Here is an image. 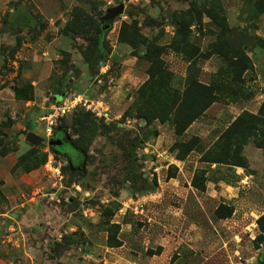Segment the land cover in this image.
I'll use <instances>...</instances> for the list:
<instances>
[{
    "label": "rangeland",
    "instance_id": "obj_1",
    "mask_svg": "<svg viewBox=\"0 0 264 264\" xmlns=\"http://www.w3.org/2000/svg\"><path fill=\"white\" fill-rule=\"evenodd\" d=\"M253 2L0 0V157L5 164L0 169V189L4 195L24 193L42 200L41 214L35 215L39 219L24 231L32 248L8 249L9 264H264V234L258 238L256 223L264 214V146L253 142L243 146L245 168L209 166L200 160L233 117L243 110L256 113L264 98V11L252 15ZM120 3L124 11L114 21H136L157 45H167L174 36L173 15L198 21L201 12V24L195 21L189 26L190 39L201 54L218 33L202 9L221 6L233 34L247 31L254 36L252 48L245 50L251 67L243 71L236 92L221 96L179 137L171 122L154 121L141 131L136 122L125 125L119 118L105 123L110 131L101 124L95 134L85 136L89 142L75 148L71 140L77 134L69 127L82 110L77 108L56 125L63 133V144L49 145L47 140L53 136H45L42 143L25 141L26 131L40 116L38 104L44 97L56 102L71 93L101 95L113 116L120 105L123 114L132 103L136 87L120 100L113 98L123 68L121 58H109L111 39L105 35V44L85 60L81 50L87 42L81 34L65 32L74 8H83L104 24L110 20L105 18L107 10ZM188 10L192 11L183 14ZM117 42L124 43L119 38ZM162 58L172 73L170 84L179 90L190 77L189 63L190 74L202 83L229 80L220 74L226 63L215 53L189 60L167 49ZM148 63L141 58L137 66L147 68ZM134 135L147 152L131 146ZM191 138L198 139L196 147L178 159L177 150L171 149L174 141ZM8 159L16 160L11 168ZM201 171L210 180L204 190L191 185L194 174ZM169 172L173 177H168ZM219 205L231 208V215L218 218ZM105 209L114 210L110 221L120 225L119 246L107 244L111 230L102 218ZM158 247L159 254H145L146 249Z\"/></svg>",
    "mask_w": 264,
    "mask_h": 264
},
{
    "label": "trees",
    "instance_id": "obj_2",
    "mask_svg": "<svg viewBox=\"0 0 264 264\" xmlns=\"http://www.w3.org/2000/svg\"><path fill=\"white\" fill-rule=\"evenodd\" d=\"M120 1V0H116ZM218 4L209 5L202 9L203 14L217 27L218 33L216 39L212 41L211 47L205 53H199V49L190 39L189 26L195 25V21L201 24L202 13H197V20H187L182 16L173 15L172 20L175 24L174 36L167 45H157L142 33L136 21H122L119 27L118 38L125 42L132 49V54L139 58L147 60L146 68L147 78L137 87L135 97L130 105L126 107L121 116L122 123L126 118L136 120L139 130L143 129L154 121L159 123L171 122L174 134L181 136L193 121L198 119L205 111L221 96L231 95L235 91L234 86H238L241 81L243 71L251 67L250 58L245 50L252 48L251 36L247 31H239L233 34L232 28L229 26L225 12ZM192 10L183 12L189 14ZM264 11V0H254L251 14L259 15ZM113 19L106 23H100L94 16L90 15L83 8H74L71 14V21L67 25L65 32L75 35L81 34L87 47L81 50V54L85 60H90L97 53V49L105 44V35L107 34ZM171 49L189 60H193L195 55L208 58L212 54H218L225 61V67L220 71L222 76L229 78L228 81L211 82L210 84L202 83L194 78L190 73L191 63L188 65V75L182 90L174 88L170 84L172 73L167 69L162 54ZM234 84V85H232ZM237 90V89H236ZM57 101V100H56ZM119 120V121H120ZM143 121V125H140ZM102 119H97L92 113L80 110L77 111L70 129L77 134L76 139H72V146L75 148L85 145V136L95 134L96 129L102 124L103 129H109ZM60 127V126H59ZM63 128L64 125H61ZM59 129V128H58ZM57 127L53 129L54 135H62L63 133ZM110 131V129H109ZM104 133V131H103ZM118 148L124 153V146L119 138H116ZM197 138H191L188 141L176 140L171 149L177 150L178 159H184L185 156L197 145ZM249 142H253L256 147L264 146V98L256 113L247 110L241 111L213 141L211 146L202 153L200 160L209 166L225 165L227 168L247 166L246 157L243 154V146ZM130 144L135 149L142 148V141L133 136ZM59 147V146H58ZM52 151L53 150V147ZM29 154H32L29 152ZM23 158V157H22ZM19 159V163L22 161ZM200 173V172H199ZM196 172L192 178L191 185L199 190L205 189V182L209 180ZM142 177V174L140 175ZM173 177V173L168 174ZM231 208L219 205L215 211L218 218H227L231 215ZM114 215V210L105 209L102 214L103 221L108 225L111 232L107 237V244L110 247L119 246L121 244L116 239V233L120 229L119 223H112L110 220ZM256 223L259 227L260 234L258 238H262L264 234V214L258 217ZM160 248L155 251L147 249L146 254H159Z\"/></svg>",
    "mask_w": 264,
    "mask_h": 264
},
{
    "label": "crops",
    "instance_id": "obj_3",
    "mask_svg": "<svg viewBox=\"0 0 264 264\" xmlns=\"http://www.w3.org/2000/svg\"><path fill=\"white\" fill-rule=\"evenodd\" d=\"M120 23L121 22L114 21L113 19V22L106 34L107 36L106 38L111 39L108 42L110 46V53H108L109 58H113V56H118L119 58H121L120 64H121V68H123V70H121L118 74V81H117L118 85L114 89V95H113V98L115 99L117 98L119 100L121 99V97L127 95L132 89H134L135 87L137 88L147 78L146 68H141V66L140 67L137 66L138 62L141 61V58L137 57L136 55H133L131 53L132 52L131 47L128 46L125 42L124 43L117 42ZM26 45L27 44H24V46ZM97 97L103 99V96L101 95ZM59 99L60 98H57V100ZM105 102L108 104L111 114V106L107 101ZM51 103L52 102H49L48 97H44L42 101L38 104L41 110L40 116L38 119H36L35 126L33 128H29L26 131L24 137L25 141L31 143L29 140L26 139L27 133L31 132L39 137H42L43 138L42 142H44V138L46 136L44 133L45 122L41 118L47 112ZM118 109L120 111L115 116L111 115L114 119H119L122 116L121 105L120 108L118 107ZM205 113H203L202 115H204ZM234 118L235 117H233L231 121ZM230 122H228L225 125V128ZM157 136L160 137V134ZM154 151L157 152V154L159 155L161 154L157 151L156 147L154 148ZM142 152H147L146 146H142ZM1 158L2 157H0V169H2L3 165H5L4 163L2 164ZM7 161H9V165H7L8 168H11L16 162L15 159L13 160L8 159ZM158 168L159 167L157 166L156 169ZM1 191L2 190L0 189V264H9V261L7 260V256L5 257V255L8 253V249L19 248V247L32 248L30 247L28 240H26L27 237L24 236L25 235L24 231L25 228H27V226L29 225V223L30 225H33V221L39 219V217H35V215L38 216L39 214L40 216L41 214V211L39 209L41 208L40 206L42 200H40L39 197L35 198L34 196L31 197L29 196L30 197L29 198L28 195H25L24 193L21 194L7 193L4 195V193H2ZM74 228L75 227L70 226L69 230L72 231L74 230ZM30 230L32 231V228ZM146 250H145V254H146ZM152 255H156V254H152Z\"/></svg>",
    "mask_w": 264,
    "mask_h": 264
},
{
    "label": "built area",
    "instance_id": "obj_4",
    "mask_svg": "<svg viewBox=\"0 0 264 264\" xmlns=\"http://www.w3.org/2000/svg\"><path fill=\"white\" fill-rule=\"evenodd\" d=\"M42 54L45 55V53ZM102 72H105V70ZM77 108L92 113L97 119H102L105 123L118 120L111 116L109 106L102 98L86 93H71L63 96L56 102H52L47 112L41 118L45 122L44 133L46 137L49 138L53 135V129L61 118L72 113ZM135 122L131 118H126L123 121L125 125H130ZM51 158L52 156L49 155V161ZM136 208H139L140 211L142 210L141 206H136Z\"/></svg>",
    "mask_w": 264,
    "mask_h": 264
},
{
    "label": "water",
    "instance_id": "obj_5",
    "mask_svg": "<svg viewBox=\"0 0 264 264\" xmlns=\"http://www.w3.org/2000/svg\"><path fill=\"white\" fill-rule=\"evenodd\" d=\"M124 11V5L122 3L118 4L117 6H114L112 8H109L106 12L105 18L106 19H113L117 17L119 14H121ZM140 123H143L142 121ZM26 139L29 140L31 143H40L43 141L42 137H39L35 135L34 133H27ZM47 143L51 146L53 145H60L63 144L64 141L61 138L56 139H48Z\"/></svg>",
    "mask_w": 264,
    "mask_h": 264
},
{
    "label": "flooded vegetation",
    "instance_id": "obj_6",
    "mask_svg": "<svg viewBox=\"0 0 264 264\" xmlns=\"http://www.w3.org/2000/svg\"><path fill=\"white\" fill-rule=\"evenodd\" d=\"M53 136V138L52 139H56V138H61V136L60 135H52ZM61 152L63 153V154H65L66 155V157H67V159L68 160H70V161H72L71 160V157H70V155L68 154V151L65 149H63V150H61ZM263 258H264V255H263Z\"/></svg>",
    "mask_w": 264,
    "mask_h": 264
}]
</instances>
